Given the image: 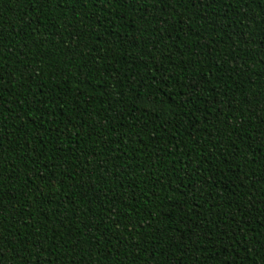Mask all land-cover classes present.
I'll return each instance as SVG.
<instances>
[{"label":"trees","instance_id":"trees-1","mask_svg":"<svg viewBox=\"0 0 264 264\" xmlns=\"http://www.w3.org/2000/svg\"><path fill=\"white\" fill-rule=\"evenodd\" d=\"M0 264H264V0H0Z\"/></svg>","mask_w":264,"mask_h":264}]
</instances>
